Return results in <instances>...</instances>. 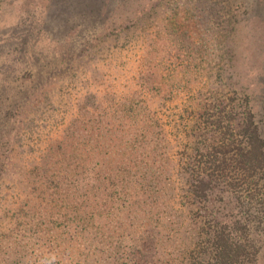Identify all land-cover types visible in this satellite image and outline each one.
<instances>
[{
	"label": "rangeland",
	"instance_id": "rangeland-1",
	"mask_svg": "<svg viewBox=\"0 0 264 264\" xmlns=\"http://www.w3.org/2000/svg\"><path fill=\"white\" fill-rule=\"evenodd\" d=\"M47 1L0 0V67L17 53L19 46L23 51L35 47L31 54L42 53L44 65L49 59L56 62L52 51L55 49L59 56L61 46L55 48V43L50 44L58 37L54 34L53 38L52 31L44 24L55 13ZM121 2L126 6L121 10V20L111 26L114 32L99 39V30L91 26L87 32L82 30L75 47L81 49L88 42L94 43L90 55L63 68L59 75L52 73L47 85L35 94L22 115L14 152L5 165L9 176L0 182V209L8 206L16 194L25 193L29 164L43 154L51 139L66 133L74 115L86 111V103H90V108L94 96L102 107L113 109L116 103L123 106L134 95L136 99L139 97L137 107L144 114L151 112L166 130L165 137L160 135L153 140L157 144L155 150L151 148L152 164L159 166L169 161L171 167L166 171L168 190H164L166 193L159 200L160 214L153 226L158 228V223L169 220L172 228L187 229L185 246L183 241L180 248L176 244L171 257L187 261L200 255V236H197L200 212L211 208L222 211L228 202L234 207L237 219L246 224L250 241L264 257V177L261 196L252 200L243 191L240 195L244 199L240 203L237 194L224 184L208 191L206 199L194 206L189 192L192 189L189 180L197 179L199 172L198 160L209 163L221 160L226 162L222 173L235 172L237 163L251 148V114L264 137V0ZM20 33L29 39L25 42ZM162 49L166 57L155 62L165 67L164 72L158 73L159 77H165L164 80L154 77L153 82L142 71L154 52ZM197 75L193 78L197 82H191ZM166 80L176 87L172 95L158 97L148 90L149 82L154 87L158 81ZM177 82L182 89L177 88ZM147 105L149 111L141 109ZM119 120L127 125V118ZM119 123L113 121V132ZM129 140L127 135L128 143ZM147 140L139 137L137 144ZM12 164L16 174L11 171ZM199 173L202 177L204 172ZM143 193L145 197L149 194ZM181 203L193 211L185 206L181 207L182 213L172 215V207L177 209ZM146 204L151 205V200ZM177 216L181 217L180 222Z\"/></svg>",
	"mask_w": 264,
	"mask_h": 264
},
{
	"label": "trees",
	"instance_id": "trees-1",
	"mask_svg": "<svg viewBox=\"0 0 264 264\" xmlns=\"http://www.w3.org/2000/svg\"><path fill=\"white\" fill-rule=\"evenodd\" d=\"M47 2L55 13L44 24L53 38L54 34L58 37L50 44L61 46L59 56L55 49L52 51L56 62L49 59L44 65L42 53L31 54L35 47L23 51L19 46L3 63L8 68L0 67V182L9 176L6 161L14 152L22 115L35 94L47 85L52 73L59 75L63 68L90 55L94 43L75 47L82 30L87 32L91 26L99 30V39L106 38L114 32L111 26L121 20V10L126 6L121 0ZM19 36L25 42L29 39L23 33ZM166 55L163 49L154 52L142 71L145 78L164 80L165 76L158 73L165 67L155 61H162ZM196 77L199 75L191 79ZM147 86L158 97L172 95L176 88L167 80ZM176 86L182 89L179 82ZM133 96L123 106L116 103L113 109L102 107L94 96L90 108L86 103V111L74 115L66 133L51 139L43 154L32 160L25 193L16 194L0 209V264H264V257L248 237L246 224L237 219L230 202L222 211L211 208L200 212V255L187 261L171 257L176 244L181 247L187 229L172 228L169 220L158 223V228L153 226L160 214L159 200L168 190L166 171L171 167L169 161L152 164L151 148L155 150L153 140L165 137L166 130L151 112L144 114L137 107L139 97ZM144 108L149 111V105ZM117 118H127V125ZM254 118V114L249 117L251 148L233 174L222 173L226 162L221 160L197 161L198 171L209 177L204 173L200 177L198 172L197 179L189 180L193 206L222 184L237 194L238 203L244 199L240 195L243 191L252 200L261 196L264 137ZM116 120L120 123L113 132ZM113 134H117L114 139ZM139 137L148 140L138 145ZM14 166L11 171L16 174ZM144 191L149 192L147 197ZM179 205L172 207V215L182 213L186 206ZM180 219L177 216L178 222Z\"/></svg>",
	"mask_w": 264,
	"mask_h": 264
}]
</instances>
